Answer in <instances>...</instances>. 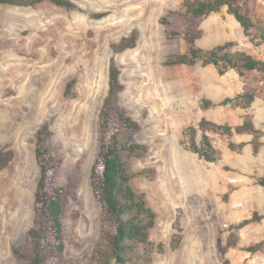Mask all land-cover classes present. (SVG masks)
<instances>
[{
  "label": "rangeland",
  "instance_id": "obj_1",
  "mask_svg": "<svg viewBox=\"0 0 264 264\" xmlns=\"http://www.w3.org/2000/svg\"><path fill=\"white\" fill-rule=\"evenodd\" d=\"M72 1L77 4L73 9L50 1L28 6L0 3V148L14 152L0 171V264H22L13 247L25 245L33 224L40 178L36 133L46 122L53 131L48 146L61 160L56 182L69 190L63 199L62 263H94L104 240L91 168L100 146L99 115L109 92L112 59L125 86L117 101L140 123L135 139L147 147L144 156L129 159L131 183L157 214L150 230L152 243L139 246L140 256L128 264H264V249H246L264 240V218L231 228L245 219L235 222L230 217L233 194L241 186L222 174L233 169L222 158L218 162L200 158L182 143L189 139L190 126L196 127L201 140L203 118L231 125L234 109L241 108H203L204 99L220 102L245 87H261L262 74L248 72L241 77L232 69L220 75L214 64L203 66L201 61L167 64L171 56L189 48L182 0ZM246 1H241L245 7ZM259 2L264 6V0ZM102 11L109 14L93 17ZM162 16L170 17L169 26L160 23ZM196 23L202 30L196 41L199 47L210 49L232 40L264 60L259 31L246 35L227 6ZM134 30L137 46L114 53L112 43ZM169 30L181 35L170 39ZM71 80L75 83L66 93ZM207 133L215 146L231 141L227 134ZM255 188L264 194L263 185ZM232 232L239 236L238 245L225 248ZM174 234L181 235L175 249Z\"/></svg>",
  "mask_w": 264,
  "mask_h": 264
},
{
  "label": "trees",
  "instance_id": "obj_2",
  "mask_svg": "<svg viewBox=\"0 0 264 264\" xmlns=\"http://www.w3.org/2000/svg\"><path fill=\"white\" fill-rule=\"evenodd\" d=\"M50 1L56 5L73 9L77 4L72 0H0L2 4L36 5ZM242 0H182L183 17L188 21L185 39L189 48L184 53H177L167 61L169 65H195L202 62L203 66L214 64L220 75L235 70L241 77L248 72L262 74L264 81V60L258 59L239 47L238 43L227 40L210 49H204L196 44L202 37V30L198 29L197 21L212 12H219L223 6L241 23L246 35L258 30L264 39V6L259 0H247L246 7ZM175 13V11L173 12ZM109 11L94 12L95 18H102ZM160 23L169 26V16H162ZM181 35L177 30L167 31V37L173 39ZM138 35L134 30L130 36H124L119 42L112 43L114 53L122 52L137 46ZM121 69L112 59L109 70V92L102 105L99 120L101 128L100 146L91 168V186L95 198L102 207V243L94 255L93 264H128L137 256L141 245H149L150 230L156 223V212L147 204L145 195L133 187L131 180L134 174L130 171L129 159L141 158L147 152L145 144L138 142L135 135L140 131V123L128 115L120 107L117 96L124 89L121 81ZM75 83H68L66 93ZM264 89L261 87H245L234 97H226L220 102L211 99L203 100V108L217 105H231L241 108L252 106L257 95ZM203 135L197 140V129L189 128V139L182 140L184 146L209 162H218L222 158V151L216 147L208 135V131L232 136L234 132H249L254 134L251 141L254 152H258L263 144L260 138L263 131L258 129L252 118L248 117L243 124L233 128L231 125L221 124L203 118L200 122ZM53 134L48 122L43 124L36 133V161L40 168V178L35 191L34 219L28 231L24 246H14V254L22 260V264H63L65 250L63 227V199L69 195V190L56 182V176L61 166V160L56 158L48 146V139ZM246 142H229L234 151H242ZM14 157L12 150L0 148V171L8 166ZM264 186V176L259 180ZM264 215L257 211L251 218L232 224L231 228H242L251 222H259ZM181 242V235L174 234L171 241L172 248H177ZM239 236L231 233L225 248L236 247ZM248 251L258 252L264 249V240L246 247ZM109 257V258H108ZM147 264V263H136Z\"/></svg>",
  "mask_w": 264,
  "mask_h": 264
},
{
  "label": "crops",
  "instance_id": "obj_3",
  "mask_svg": "<svg viewBox=\"0 0 264 264\" xmlns=\"http://www.w3.org/2000/svg\"><path fill=\"white\" fill-rule=\"evenodd\" d=\"M233 114L234 119L230 122L233 127L243 124L245 115H249L255 126L264 132V93L261 92L257 95L251 107L234 109ZM253 138L254 134L249 132H234L231 138H227L236 143L246 142L242 153L232 150L228 142L224 145H216L222 151V162L224 165H229L233 169L223 171L225 173L222 174L223 177H233V181L241 186L240 191L233 194L232 198L231 207L234 211L230 217H233L235 222L250 218L254 211L264 214V194L256 191L257 188H255V186L260 184L258 178L264 176V135L260 139L263 144L258 152H254L253 144L251 143ZM236 167L239 168L237 175L232 174L230 176V172L234 171ZM262 222H264V219Z\"/></svg>",
  "mask_w": 264,
  "mask_h": 264
}]
</instances>
